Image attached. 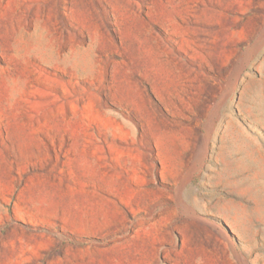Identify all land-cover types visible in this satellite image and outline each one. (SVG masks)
Instances as JSON below:
<instances>
[{
  "label": "rangeland",
  "instance_id": "374dc122",
  "mask_svg": "<svg viewBox=\"0 0 264 264\" xmlns=\"http://www.w3.org/2000/svg\"><path fill=\"white\" fill-rule=\"evenodd\" d=\"M0 264H264V0H0Z\"/></svg>",
  "mask_w": 264,
  "mask_h": 264
}]
</instances>
